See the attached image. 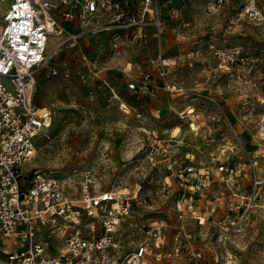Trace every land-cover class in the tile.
Listing matches in <instances>:
<instances>
[{"label": "rangeland", "instance_id": "1", "mask_svg": "<svg viewBox=\"0 0 264 264\" xmlns=\"http://www.w3.org/2000/svg\"><path fill=\"white\" fill-rule=\"evenodd\" d=\"M140 1L133 0L131 9ZM155 1L164 25L159 39L148 26L138 41L125 33L115 41L112 29L87 32L40 69L33 101L48 107L52 120L24 170L50 172L69 198L78 197L86 180L93 193L119 191L131 198V214L119 229L128 251L145 238L144 230L156 226L164 249L175 242L181 247L169 264H214L211 231L176 208V184L154 143L168 141L177 158L192 155L203 169L214 171L221 162L237 165L241 194L249 196V160L231 148L240 139L255 171L264 175L259 140L264 139V23L255 26L239 16L241 0H226L211 12L204 11L208 0ZM160 56L168 58L166 78L182 90L165 89L162 78L150 93L130 90L134 69L128 63L135 59L145 66ZM187 107L193 108L190 124L180 118ZM151 151H157L154 162ZM201 197L211 218L226 212L223 185L213 184ZM256 205L243 231L222 245L220 264H264V186ZM197 251L200 258L191 254Z\"/></svg>", "mask_w": 264, "mask_h": 264}, {"label": "built area", "instance_id": "2", "mask_svg": "<svg viewBox=\"0 0 264 264\" xmlns=\"http://www.w3.org/2000/svg\"><path fill=\"white\" fill-rule=\"evenodd\" d=\"M224 1L208 0L204 11L211 12ZM260 1L241 0L238 15L255 26L263 24L264 4ZM132 2L0 0V264H148L149 258L169 264L180 256L177 242L170 249L163 248L164 236L156 226L143 231L145 238L133 250L123 247L127 242L119 238V229L131 214V198L124 193H93L90 180H86L78 197L69 198L50 172L33 169L25 174L24 170L36 156L38 138L52 120L51 110L36 106L33 98L38 72L56 53L75 47L83 34L99 30H116L115 41L123 33L138 41L148 26L160 38L164 25L156 1L141 0L135 10ZM167 65L162 60L158 70L164 88L181 91L166 78L162 67ZM155 82L150 71L140 68L128 88L147 94ZM217 110L219 118L224 117L221 107ZM193 117L191 107L180 115L188 124L193 123ZM236 140L231 149L240 152L250 165L247 197L241 194V168L237 165L221 162L214 171L203 169L192 155L177 158L168 141L164 146L154 143L176 184V208L189 213L198 227L211 231L209 249L214 264H220L222 245L243 231L251 209L258 207L264 186V175L255 171L256 162L247 147ZM156 153H149L150 161H155ZM215 183L226 189V212L211 218L212 211L203 210L201 195ZM191 254L201 257L199 251Z\"/></svg>", "mask_w": 264, "mask_h": 264}, {"label": "crops", "instance_id": "3", "mask_svg": "<svg viewBox=\"0 0 264 264\" xmlns=\"http://www.w3.org/2000/svg\"><path fill=\"white\" fill-rule=\"evenodd\" d=\"M158 58H160L159 60H160V62L163 60L164 61V63H166V60L168 59V58H164L163 56H160V57H158ZM166 59V60H165ZM159 60H157L156 62H154L152 59H148V60H146L145 61V66L143 65V63H139L137 60H135V59H133L132 61H131V63H128V65L130 64L131 66H132V68L134 69L133 70V73H132V75H131V77H133L136 73H137V70L138 69H145V70H148V71H150L151 73H152V75H153V77H154V79L156 80V82H155V84L153 85L154 86V88L155 89H158V87H159V84H160V79L162 78V77H160L159 75H158V70H159V66H161L160 64H159ZM172 60H169V62H171ZM164 70L166 69L165 67H162ZM157 70V71H156ZM163 79V78H162ZM156 92H157V90H156ZM35 104V103H34ZM36 105V104H35ZM36 106H38V105H36ZM38 107H46V106H38ZM48 108V107H47ZM177 127H175V129H176ZM175 132H177V131H175Z\"/></svg>", "mask_w": 264, "mask_h": 264}, {"label": "bare ground", "instance_id": "4", "mask_svg": "<svg viewBox=\"0 0 264 264\" xmlns=\"http://www.w3.org/2000/svg\"><path fill=\"white\" fill-rule=\"evenodd\" d=\"M51 48H52V47H51ZM50 50H51V49H50ZM31 161H32V160H31ZM31 161H30V162H31ZM30 162H29V163H30ZM27 164H28V163H27ZM27 164H25V165H27ZM25 165H24V166H25Z\"/></svg>", "mask_w": 264, "mask_h": 264}]
</instances>
